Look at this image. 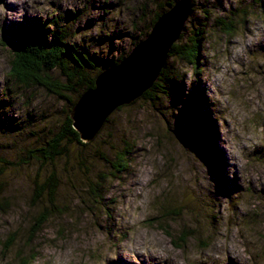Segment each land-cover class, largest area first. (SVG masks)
Masks as SVG:
<instances>
[{
    "label": "rangeland",
    "instance_id": "rangeland-1",
    "mask_svg": "<svg viewBox=\"0 0 264 264\" xmlns=\"http://www.w3.org/2000/svg\"><path fill=\"white\" fill-rule=\"evenodd\" d=\"M168 1L0 0V97L11 33L20 27L57 20L73 47L110 61L148 35ZM231 15L232 33L214 30V19ZM203 16L209 27L201 73L172 61L184 79L176 103L139 98L121 106L93 138L84 166L72 155L65 172L57 163L58 211L38 234L34 220L47 199H34L38 167L10 164L66 107L43 90L11 87L10 107L0 112V160L9 163H0V202L8 200L0 209V264H264V0H193L188 35ZM190 92L207 105L211 137L185 112ZM28 122L26 133L8 134L9 124ZM126 143L128 167L114 172L98 159L97 152L112 159ZM98 177L105 192L94 206L84 187Z\"/></svg>",
    "mask_w": 264,
    "mask_h": 264
},
{
    "label": "trees",
    "instance_id": "trees-1",
    "mask_svg": "<svg viewBox=\"0 0 264 264\" xmlns=\"http://www.w3.org/2000/svg\"><path fill=\"white\" fill-rule=\"evenodd\" d=\"M175 1L169 0L166 2L161 11L154 15L150 28L158 17L172 7ZM259 1L261 2V0ZM201 13L207 16L211 15L208 10H202ZM230 18H233V15L214 19V30L221 32L223 35L232 33L236 25L233 23L234 18ZM203 19L204 22L191 29L189 35L187 34L188 30L183 28L187 35L181 32L178 40L167 53L164 66L159 72L158 77L152 86L142 94L140 100L147 101L152 106L158 103L162 104L167 100L170 105L176 103L178 101L177 98L183 95L184 92L183 75L176 68L178 63L190 65V68L196 75L201 73L203 47L207 40V29L209 27L207 18L203 16ZM50 27H53V30H50ZM11 35L13 36L11 37L12 41L8 45L11 54L10 66L7 73L8 84L0 97L2 98L0 100V112L10 107L12 86L17 92H22L23 90L24 92H31L34 89L43 90L47 95L64 102L66 107L65 113L60 121L57 122L58 124H51V128L46 133H41L39 139L37 137L34 142L29 144L30 146L28 145L29 148H24L23 151L17 154V163L10 164L16 167H19L21 164L28 167H38L34 174L35 178L32 180L33 193L34 197H36L34 199L40 200L44 196L47 198L46 204L43 205L37 218L34 220L32 231L34 234H38L41 230L40 228L58 211V208L54 204L59 188L57 163L62 162V169L60 170L65 172L67 168L66 163L72 160V156L79 166H84V154L88 151L92 152V150L95 152L92 145L94 139L90 142H82L77 132L72 128L69 118L70 110L87 89L93 88L94 78L105 68L116 66L127 53H122L117 58L110 59V61L103 57L98 60L90 58L85 52L77 50L69 43L68 30L62 27L59 28L57 20H51L46 25L40 24L35 19L31 24L29 23L20 27L17 31L12 32ZM132 40V47L140 41L138 38ZM192 87L195 88L194 83ZM190 93L192 95H187L185 98L184 103L187 109L185 112L192 116L191 120H193L196 127L198 126L200 129L207 130V126L212 124L211 116L207 111V105L203 102L202 96H199L197 98L198 102L195 103V100L191 99V97H195V92ZM174 106L177 107L176 105ZM109 118L110 116L106 119L103 127L110 123ZM9 128L8 134L14 132L15 135H20L22 132L26 133L28 128H31V124L30 122L24 124V126L9 124ZM206 132L208 137L212 136L210 129ZM213 153L215 154L214 151ZM97 154L98 159L114 172L118 171L116 168H126L130 164V147L128 143L115 152L112 159H108L99 152ZM216 160L217 162L212 165L216 168L219 175H222L223 169L219 158H216ZM0 163L3 165L9 164L4 160H0ZM101 179L100 177L92 178L87 181L84 187L87 198L92 203H98V200H102L101 196L105 192L103 184L105 178ZM1 191L2 184L0 183V193ZM93 205L96 206L94 203ZM6 206H8V200L4 199L0 202V209Z\"/></svg>",
    "mask_w": 264,
    "mask_h": 264
},
{
    "label": "water",
    "instance_id": "water-1",
    "mask_svg": "<svg viewBox=\"0 0 264 264\" xmlns=\"http://www.w3.org/2000/svg\"><path fill=\"white\" fill-rule=\"evenodd\" d=\"M192 1L176 0L157 18L148 35L116 66L100 72L94 78L93 88L79 97L69 118L82 142L92 141L116 109L133 103L152 86L184 28Z\"/></svg>",
    "mask_w": 264,
    "mask_h": 264
}]
</instances>
